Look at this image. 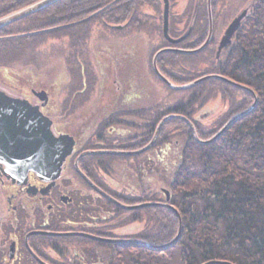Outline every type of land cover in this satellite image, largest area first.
<instances>
[{"label":"trees","instance_id":"trees-1","mask_svg":"<svg viewBox=\"0 0 264 264\" xmlns=\"http://www.w3.org/2000/svg\"><path fill=\"white\" fill-rule=\"evenodd\" d=\"M34 1L0 0V17ZM169 2V34L179 36L191 26L188 36L176 46L191 49L201 45L208 32L206 0H185L183 9L177 11L173 8L175 0ZM241 4L249 8V13L219 57H216L219 31L215 32L214 23L211 39L202 50L196 53L166 51L158 56L157 65L167 78L178 84L207 73H220L252 88L257 95V103L251 112L233 122L208 144L198 143L182 118L172 117L164 122L154 144L142 152H152L155 156L142 159L147 163L143 168L139 166L141 161L134 168L135 172H146L144 178L138 180L140 193L113 187V196L127 204L160 201L162 188L165 187L169 192V202L181 215L180 236L172 246L163 250L135 243L113 242L116 256L113 257V264H120L121 261V264H141L140 250L150 253L145 258L149 264H202L209 260L264 264V0H211L213 19L217 14L224 21L223 28ZM149 8L153 14L149 13ZM161 22L162 3L154 0H58L0 28V60H19L22 58L21 52L32 50L36 53L48 45L49 39L62 40L67 37H70L68 45L72 47L69 52L71 59L81 60L84 57L81 48L87 45L95 29L104 32L128 29L129 33L147 31L157 42L152 49L154 52L171 45L163 37ZM19 51L20 54H17ZM181 54L198 55V62H208L211 67L201 72H184L183 67L189 65L185 60L192 59L178 58ZM83 63L79 62L80 84L77 83L74 91L68 93L69 99L76 97L65 102L71 103L72 109L88 98L92 87V78L88 74L90 70L84 71L83 81ZM86 66L88 68V64ZM154 76L157 75L154 73ZM163 83L169 90H174ZM84 90L86 95L82 94ZM184 90L187 91L186 99L184 97L164 108L160 102H154L144 107L114 110L113 125L134 130L125 136H113V140L118 138L122 142L117 148L133 150L144 146L152 137L159 120L169 113L185 115L194 124L199 137L207 139L231 116L248 108L253 101L252 94L247 90L217 78L206 79ZM79 93L82 95L79 96ZM215 95L226 101L227 108L212 124L203 125L194 117V113ZM78 98L82 100L78 102ZM173 135L180 140H174L169 145L168 139ZM165 147H169L176 156L175 161L169 164L161 155L168 149ZM101 159L106 163L96 165V169L111 173L112 167L115 168L113 160L106 155ZM151 159L153 163L150 164ZM158 182L160 185L157 187L155 183ZM121 215L122 218L119 217ZM117 217L120 220L113 222V228L142 222V228L129 236L155 244L171 240L178 228L176 214L164 206L124 209L113 203V219ZM174 246L179 251L171 255L167 262L153 260L161 251ZM125 248L137 251L136 258L126 250L124 253L130 256V261H126L121 256Z\"/></svg>","mask_w":264,"mask_h":264},{"label":"rangeland","instance_id":"rangeland-1","mask_svg":"<svg viewBox=\"0 0 264 264\" xmlns=\"http://www.w3.org/2000/svg\"><path fill=\"white\" fill-rule=\"evenodd\" d=\"M154 2L162 3L163 14V0H154ZM175 3L176 4L175 6L173 5V8L176 11L182 10L185 0H175ZM243 8L245 7L241 4L237 7L236 12L234 9H229L230 11H234L235 14L231 16L228 23ZM147 10L149 13L153 14V10L151 8ZM221 20L217 17V14L213 19L212 14V22L213 24L215 23V32L219 31L217 44L226 26L228 25L227 23L223 28L224 21L222 22ZM106 31L107 32H104L103 30L100 31L99 29L94 30L87 45L81 48L84 53V57L81 60H79V58H77V60L75 58L71 59L69 52H71L70 49L72 47L70 48L68 45L70 37L62 40L51 38L47 42L48 45L44 48L41 47L36 53L32 52V50L21 52L22 58L19 60H0V88L7 90L10 93H19L22 95L29 94L30 92L27 91H30L31 89L47 91L49 101L45 108V112L58 122H56V125L60 129H64L67 126V121H71L70 123H72V125H78L80 122H83L84 119L86 121L92 120L94 123L96 122L94 125L95 127L97 125L96 129H104L106 125L113 123V117L111 118V116L107 115L106 118H102V113H97L95 111L99 110L101 105H105L111 100H113L114 111L125 107H144L146 105L153 104L154 102H160V106L164 108L186 96V90L174 89L171 91L163 83V81L158 79L157 76H154V73L151 70V54H154L152 49L155 45V38L151 37L147 31H133L131 33L128 32V29H120V31L113 32L109 30ZM17 54H20V51ZM177 57L192 59L185 60L189 63V65H185L183 67L184 72H201L206 71L211 67L208 62H198L200 57L195 54H181ZM81 61L90 64H88L87 70L91 69V78L93 81H90V83H93L91 89L89 90L90 94L87 100L82 103H77L76 107L72 109L70 107L71 103L66 104L65 102L70 99L74 100L76 97L71 96L69 99L68 93L70 91H74L73 89L77 83L78 85L80 84L79 62ZM139 91H142L146 97L135 99L134 95L139 94ZM81 93H79V96L82 95ZM128 95L133 96L131 101L128 99ZM184 99H186V97ZM79 100L81 101L82 98L77 99L78 102ZM226 108V101L221 99L219 95H215L196 110L194 117L197 118L203 125H210L216 117L224 113ZM69 117H71V120H69ZM107 120L108 122L106 123ZM133 131L134 130L132 128H127L121 125H113V136H125L133 133ZM174 140L180 139H176L173 135L168 139L169 145L173 144ZM118 141V138L114 139L113 146H110L113 148L110 149H118L117 147H120V144L122 143ZM101 143L103 145L106 144L105 141H101ZM102 144L100 145L103 146ZM106 146H109V144H106ZM162 148H164V146H162ZM165 148L168 149L163 151L164 153H161V155L164 156L163 160H166L167 164H169L171 161H175L176 156H174L175 153H171L169 147ZM156 152L157 150L155 153ZM151 155L155 156L152 152H149V154L139 153L137 155H106L108 159L113 160V163H115V168H113V178L109 180L113 187L117 190L124 189L128 192L140 193V181L138 182V180H141V177L144 178L146 172H135L134 168L137 167V163L140 161L141 163L139 166H141V168L146 166L147 163L142 159H145L147 156L150 157ZM149 162L151 164L153 163V160L151 159ZM140 174L143 176H140ZM159 182L162 183V181ZM159 182L155 183L157 187L160 185ZM144 183H147V181L144 180ZM161 197L163 196L161 195ZM119 217L122 218V215ZM120 218H114L113 222L120 220ZM142 226V222L138 224L131 223L126 226L115 227L114 232L119 235L122 234L124 236H129L133 232L140 230ZM126 250L131 252V256L135 254L134 258H136L138 254L137 251L132 248H125L124 251ZM176 251H179L177 246L161 251L160 255L153 257V260L167 262L170 256ZM140 252L142 257L140 261L141 264H149L148 259H142L147 258L150 253L148 251L141 250ZM124 254L125 253H123V255ZM113 257L116 258L115 254H113ZM123 257L126 261H130V256H128V254ZM121 263L122 261L120 264Z\"/></svg>","mask_w":264,"mask_h":264},{"label":"flooded vegetation","instance_id":"flooded-vegetation-1","mask_svg":"<svg viewBox=\"0 0 264 264\" xmlns=\"http://www.w3.org/2000/svg\"><path fill=\"white\" fill-rule=\"evenodd\" d=\"M163 37L165 38L164 35ZM168 42L171 45L167 46L177 47L176 44L180 41ZM156 44L157 42L155 46ZM86 64L89 63L82 64L83 81ZM152 71L154 72L153 67ZM91 73H88L90 77ZM4 91L14 97L26 98L33 104L42 102L34 94V89L27 91L31 95ZM85 91L83 95H86ZM143 97L146 96L142 91L134 95L135 99ZM132 98L133 96L128 95L130 101ZM86 100L87 98L82 102ZM48 101L47 93L46 103L40 106L42 113L52 120L51 128L55 135L64 133L72 136L73 148L62 162L58 175L52 179L50 172L40 174L29 169L24 173L8 169L0 161V264H113V238L136 237H123L122 234L114 232L113 202L85 178L113 197V185L109 181L113 178V167L111 173L95 167L106 163L101 157L109 154H83L76 163L78 155L87 149L113 148L110 147L113 146V123L106 125L104 129H96V122L84 119L78 125L67 121V126L60 129L56 125L57 121L45 112ZM95 112L102 113V118L107 115L112 118L113 100L101 105ZM101 141L109 146L103 145ZM77 166L85 177L78 171ZM147 178L149 179L148 176ZM164 189L162 188L163 197L160 196V201L166 198ZM122 250L123 257L127 254L125 252L123 255L124 249Z\"/></svg>","mask_w":264,"mask_h":264},{"label":"water","instance_id":"water-1","mask_svg":"<svg viewBox=\"0 0 264 264\" xmlns=\"http://www.w3.org/2000/svg\"><path fill=\"white\" fill-rule=\"evenodd\" d=\"M58 0H36L18 10L10 12L0 17V28L10 24L16 20H19L29 14L37 12ZM169 0H163V14H162V31L165 38L173 43L183 40L190 32L191 26L179 37H172L169 34ZM249 8H243L226 26L223 34L221 35L217 44L216 57L219 56L222 49L231 41L234 32L239 28L243 19L247 16ZM207 12H208V32L204 42L198 47L185 49L172 46H166L158 49L152 57V67L155 74L165 82L169 87L173 89H186L197 83L211 78L221 79L227 83H230L236 87L247 90L254 98L253 103L246 109L231 116L220 129H218L211 137L207 139H201L196 131V128L192 121L185 115L177 113H169L163 116L156 125L155 131L150 140L142 147L133 150L125 149H102L92 150L87 149L81 152L77 159L87 153H108L119 155H134L144 152L149 149L158 137L161 126L164 122L172 117H179L185 120L189 125L194 139L200 144H208L215 141L233 122L248 114L253 110L257 103V95L255 91L241 83H238L225 75L217 72L207 73L200 77H197L189 82L178 84L172 82L167 78L157 66V58L159 54L165 51H176L181 53H196L202 50L210 41L213 30L212 13H211V0H207ZM34 94L42 101L40 104H33L26 98L14 97L6 93L0 88V161L4 162L8 169L19 170L27 172L29 169L35 170L37 173L44 174L50 172V178H54L60 172V166L65 160L66 156L71 153L73 148V138L68 134L55 135L52 131V120L42 113L40 106L44 105L47 101V93L45 90L35 91ZM78 171L83 175L77 166ZM85 177V175H83ZM89 184L97 189L101 194L109 198L114 204L124 209H137L146 206H164L172 211L177 216L178 228L174 237L160 244L147 242L138 238H113V242L118 243H135L147 248L163 250L172 246L180 236L182 229V219L177 208L169 202V192L164 189L166 198L164 201H144L135 204H127L114 196L111 197L103 190L98 188L93 182L85 177ZM233 264L225 260H209L202 264Z\"/></svg>","mask_w":264,"mask_h":264}]
</instances>
